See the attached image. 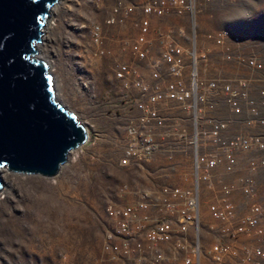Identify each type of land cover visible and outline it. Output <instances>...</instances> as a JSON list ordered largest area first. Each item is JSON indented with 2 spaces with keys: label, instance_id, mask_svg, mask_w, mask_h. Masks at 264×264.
<instances>
[{
  "label": "built area",
  "instance_id": "1",
  "mask_svg": "<svg viewBox=\"0 0 264 264\" xmlns=\"http://www.w3.org/2000/svg\"><path fill=\"white\" fill-rule=\"evenodd\" d=\"M94 1L98 8L105 4V0ZM198 1L115 0L104 24L95 22L91 26L94 56L108 57L112 54L109 42L112 44L114 39L110 41L104 26H124L133 19L138 32L131 52L136 61L147 62L149 67L148 82L136 63L116 62L112 68L115 79L140 93L141 99L127 105L126 113L133 107L132 112L138 113L137 120L144 128L143 132L132 133L134 142L128 145L120 165L139 166L166 154L158 164L160 173L152 187L135 192L125 184L120 191L134 194V204L108 209L111 231L105 250L113 260L116 255L122 256L120 264H129L127 258L132 252L138 264H204L206 258L213 264H264V207L253 177V173L264 169V118L258 105L243 91L250 80L207 74L203 62L213 51L199 50ZM62 2L58 0L56 5ZM171 13L187 15L191 23L188 38L182 28L161 23ZM74 25L76 31L83 27L79 22ZM207 38L222 49L221 59H235L227 44L230 38L239 41L233 34L215 30ZM246 63L255 71L264 68L259 60ZM261 95L264 97V90ZM222 96L232 116H241L244 110L249 114L245 129L234 132L230 121L215 120L209 115L216 111ZM238 97L247 101L245 105ZM168 139L190 148H173L174 142L167 143ZM90 140L89 137L84 145ZM241 153L258 154L248 159L242 174L238 158ZM221 170L223 177L218 175ZM237 194L247 199L245 212L238 210L234 199ZM208 219L226 240L205 245L201 238ZM134 234H145L150 246L129 243L127 238ZM118 236L124 238L120 243L115 242ZM243 237L254 240V244L241 247ZM143 254L151 261L145 263Z\"/></svg>",
  "mask_w": 264,
  "mask_h": 264
},
{
  "label": "rangeland",
  "instance_id": "2",
  "mask_svg": "<svg viewBox=\"0 0 264 264\" xmlns=\"http://www.w3.org/2000/svg\"><path fill=\"white\" fill-rule=\"evenodd\" d=\"M114 2L105 0L104 6L98 8L94 0H63L50 13V24L45 28L46 41L43 40L41 53L38 51L35 57L42 54V60L48 62L57 101L75 114L87 128L91 140L74 150L54 177L10 170L2 175L0 264H120L123 260L119 255L113 260L105 250L107 235L111 231L108 209L134 204V194L120 191L125 184L132 186L131 190L135 192L152 187L160 173L158 164L164 161L166 154L156 155L152 162L139 166L120 165L128 145L134 142L132 133L143 132L144 128L137 120L138 113L132 112L133 107H130V113H126L127 105L141 99L140 93L127 89L125 82L115 79L112 68L116 62L136 63L147 82L150 77L148 63L136 61L131 52L132 40L138 32L133 19L124 26H104L110 41L114 39L112 44L109 42L112 54L101 58L93 54L91 26L95 22L104 24ZM198 4L199 50L213 51L207 62H203L207 74L219 73L226 78L250 80L251 84L243 91L258 105L264 118V97L261 95L264 68L255 71L246 63L251 59L259 60L264 66V0H199ZM78 22L83 27L76 31L74 24ZM161 23L165 27L182 28L187 38L190 36L191 23L187 15L180 17L171 13ZM215 30H227L239 39L227 41L234 60L221 59L222 49L207 38ZM218 101L216 111L209 115L215 120L230 121L234 132L245 129L244 123L249 118L246 110L241 116H232L225 98L222 96ZM238 101L244 105L247 102L239 97ZM187 127L189 129V122ZM166 142L174 141L168 139ZM171 146L190 148L179 141ZM189 155L188 152L187 160ZM256 155L239 154L241 174L246 172L248 159ZM189 165L190 162H186L187 169ZM218 175L223 177V171H218ZM253 177L257 182L259 201L264 207V169L253 173ZM225 179L232 180L231 177ZM234 199L239 212H245L247 199L240 194ZM121 239L124 238L118 236L115 242L120 243ZM201 239L206 246L220 239L226 240L210 219L205 221ZM127 240L133 245L143 242L150 246L145 234H134ZM254 242L243 237L241 247ZM143 256L145 263L151 261L147 254ZM127 259L129 264H138L133 252ZM204 264L213 263L206 258Z\"/></svg>",
  "mask_w": 264,
  "mask_h": 264
},
{
  "label": "water",
  "instance_id": "3",
  "mask_svg": "<svg viewBox=\"0 0 264 264\" xmlns=\"http://www.w3.org/2000/svg\"><path fill=\"white\" fill-rule=\"evenodd\" d=\"M57 2L0 0V189L2 168L54 177L88 138L57 101L49 64L35 57Z\"/></svg>",
  "mask_w": 264,
  "mask_h": 264
},
{
  "label": "bare ground",
  "instance_id": "4",
  "mask_svg": "<svg viewBox=\"0 0 264 264\" xmlns=\"http://www.w3.org/2000/svg\"><path fill=\"white\" fill-rule=\"evenodd\" d=\"M52 10H53V9H52ZM52 10H51V11H52ZM47 24H48V26H49L50 23L47 22ZM44 37H45V39H44ZM44 37H43V40H44V42H45L47 36H44ZM43 40H42V42H41L40 44H38V45L36 46V49H37L36 51H37V52L39 51V52L41 53V50H42L43 45H44ZM36 54H38V53H36ZM38 57L41 58V59H44L43 56H42V54L38 55ZM38 57H37V58H38ZM46 62H47V61H46ZM47 63H48V62H47ZM87 133H88V132H87ZM89 137H90V135H89V133H88L87 141H88ZM87 141H86V142H87ZM73 151H74V150H73ZM73 151H71V152L69 153L67 161L69 160V156H70V154H71ZM67 161H66V162H67ZM66 162H65V163H66ZM65 163H64V164H65ZM64 164H63V165H64ZM63 165H62V166H63ZM62 166H61V168H62ZM61 168H60V171H61ZM60 171H59V172H60ZM6 172H8V169H7L6 167H5V168H2V169H1V176H2L3 174H5Z\"/></svg>",
  "mask_w": 264,
  "mask_h": 264
},
{
  "label": "clouds",
  "instance_id": "5",
  "mask_svg": "<svg viewBox=\"0 0 264 264\" xmlns=\"http://www.w3.org/2000/svg\"><path fill=\"white\" fill-rule=\"evenodd\" d=\"M55 6H56V5H55ZM55 6H54V7H55ZM86 129H87V128H86ZM87 132H88V130H87ZM87 134H88V133H87ZM85 143H86V142H85Z\"/></svg>",
  "mask_w": 264,
  "mask_h": 264
}]
</instances>
